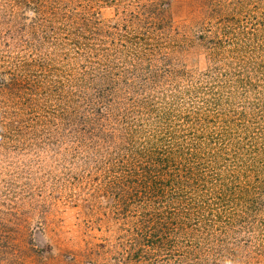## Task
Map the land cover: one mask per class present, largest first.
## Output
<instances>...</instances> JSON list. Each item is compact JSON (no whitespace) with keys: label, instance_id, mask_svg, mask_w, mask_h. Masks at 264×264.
I'll return each mask as SVG.
<instances>
[{"label":"trees","instance_id":"trees-1","mask_svg":"<svg viewBox=\"0 0 264 264\" xmlns=\"http://www.w3.org/2000/svg\"><path fill=\"white\" fill-rule=\"evenodd\" d=\"M107 2L0 0V264H264V0ZM72 178L84 262L36 248Z\"/></svg>","mask_w":264,"mask_h":264},{"label":"rangeland","instance_id":"rangeland-1","mask_svg":"<svg viewBox=\"0 0 264 264\" xmlns=\"http://www.w3.org/2000/svg\"><path fill=\"white\" fill-rule=\"evenodd\" d=\"M103 4L101 17L103 19H113L114 22H123L130 19L131 13L134 9L141 8L146 4L152 2H159V4L168 3L173 9L168 8L166 16L169 20L175 19V24H181L183 19L197 17L195 12L201 7L203 0H121L122 6L115 5L111 0ZM128 5H131L130 7ZM148 6V5H147ZM145 6V8L147 7ZM126 23V22H123ZM71 184L75 197H80L79 203L72 201L69 205H61L56 212L53 223L48 228L49 238L42 235H36L37 251L46 249L50 244L56 249V252L63 254L66 257H74L79 253L77 259L86 261L87 246L90 244H97L94 237H101L97 230H93L90 224H87V205L94 203L91 198V192L87 190V185L79 187L76 179H71ZM70 186V183H68ZM103 202V200L99 201ZM103 204H100L102 207ZM103 230H105L103 228ZM105 234H103L104 236ZM48 239V240H47ZM88 244V245H87Z\"/></svg>","mask_w":264,"mask_h":264}]
</instances>
